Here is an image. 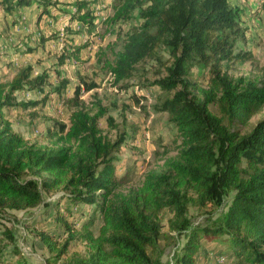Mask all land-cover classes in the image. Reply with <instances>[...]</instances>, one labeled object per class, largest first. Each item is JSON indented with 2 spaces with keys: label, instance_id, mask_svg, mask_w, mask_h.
Wrapping results in <instances>:
<instances>
[{
  "label": "trees",
  "instance_id": "1",
  "mask_svg": "<svg viewBox=\"0 0 264 264\" xmlns=\"http://www.w3.org/2000/svg\"><path fill=\"white\" fill-rule=\"evenodd\" d=\"M38 1L0 0V6L14 12ZM41 3L47 10L49 1ZM74 6L72 18L93 26L89 1L78 0ZM137 9L142 22L129 31L123 48L112 52L106 65L116 82L125 81L138 63L157 59L163 47L167 50V75L155 81L165 95L155 108L168 112L175 128L172 141L180 143L166 150L177 152L166 158L165 170L148 172L136 190L117 192L129 182L116 164L125 133L116 138L104 134L100 119L108 108L98 103L97 110H90L78 86L66 98L69 122L55 120L38 138L44 143L17 132L5 109L27 106L17 102L16 93L48 79L45 72L33 75L28 65L9 82L0 81V207L35 206L43 199L41 187L62 189L71 204L95 203L103 220L97 236L89 231L94 218L81 224L92 249L67 264H161L156 245L164 235L160 218L165 209L173 212L171 230L179 234L189 230L173 264H199L196 254L204 237L230 249L236 264H264V117L244 130L264 111V66L259 81H235L220 66L221 61L247 58L235 48L244 36L238 11L231 0H117L106 22L130 20ZM81 48L67 55L78 59ZM64 58L59 57L61 62ZM199 64L209 66L207 87L193 80L192 70ZM65 82L57 89L65 88ZM133 98L140 104L144 96ZM207 203L224 206L218 220L210 227H191L189 205ZM70 215L74 213L69 210L56 211L57 222L68 230ZM39 236L56 253L50 259L55 264L69 241L61 243L44 229ZM19 257V264H30Z\"/></svg>",
  "mask_w": 264,
  "mask_h": 264
},
{
  "label": "rangeland",
  "instance_id": "2",
  "mask_svg": "<svg viewBox=\"0 0 264 264\" xmlns=\"http://www.w3.org/2000/svg\"><path fill=\"white\" fill-rule=\"evenodd\" d=\"M45 1L49 3L44 11L45 3L41 5L40 2ZM77 1L41 0L19 8L16 15L0 6V81L9 82L20 68L28 65L33 67V75L45 72L48 77L39 87L18 91L17 102L28 105L8 107L5 114L17 132L30 141H39L40 135L52 127L55 120L69 122L66 98L80 87L81 100L86 107L97 110L100 103L108 108L107 114L100 119L103 133L111 138L125 133L116 164L118 173L129 176V182L117 192L129 193L142 184L151 170L164 171L166 158L177 152L166 150L180 143L179 139L176 143L172 141L175 128L169 121L168 112L155 108L165 95L155 81L167 75L164 62L168 52L161 48L157 59L147 58L138 63L130 79L116 82L106 62L112 58V52L123 48L129 31L142 22L139 9L135 10L132 19L109 24L106 18L113 13L117 0H87L95 14L93 26L89 28L72 18L74 12L71 9ZM231 4L238 11L244 33L235 48L237 52L246 53L247 58L243 62L221 61L220 66L235 81H259L264 66V0H231ZM77 46H82L78 59L67 55ZM61 55L65 56L62 62ZM192 72L194 82L208 86L209 66L195 65ZM63 80H67L66 87L58 90ZM88 86L91 88L87 89ZM134 94L144 96L141 105L135 102ZM262 117L264 111L244 130L249 131ZM41 191L43 199L35 206L0 207V251L5 260L0 264H19V256L25 257L30 264H52L50 259L56 253L50 251L40 238L41 229L55 234L61 243L69 241L67 251L55 264H67L90 253L92 240L86 236L87 230L81 224L94 218L89 231L97 236L103 221L97 205L91 202L71 204L60 188L41 187ZM57 209L74 213L69 216L72 230L57 222ZM223 209L224 206L212 203L190 204L191 227L212 226ZM172 216L169 209L161 213L164 235L156 245L161 264H173L188 238L189 230L179 234L170 229L169 218ZM200 243L196 254L199 264H236L233 253L224 245L219 247L216 241L206 237Z\"/></svg>",
  "mask_w": 264,
  "mask_h": 264
},
{
  "label": "built area",
  "instance_id": "3",
  "mask_svg": "<svg viewBox=\"0 0 264 264\" xmlns=\"http://www.w3.org/2000/svg\"><path fill=\"white\" fill-rule=\"evenodd\" d=\"M73 12H75L76 11V7L74 6L72 9H71ZM110 74L113 76V78H114V75H113V73L110 71Z\"/></svg>",
  "mask_w": 264,
  "mask_h": 264
},
{
  "label": "crops",
  "instance_id": "4",
  "mask_svg": "<svg viewBox=\"0 0 264 264\" xmlns=\"http://www.w3.org/2000/svg\"><path fill=\"white\" fill-rule=\"evenodd\" d=\"M17 10H20V9H17ZM17 10H16V11H14V14H13V15H16V13H17Z\"/></svg>",
  "mask_w": 264,
  "mask_h": 264
}]
</instances>
